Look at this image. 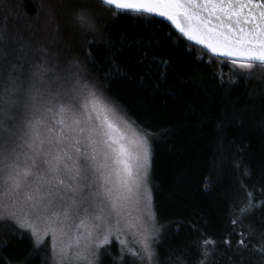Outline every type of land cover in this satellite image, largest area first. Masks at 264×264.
<instances>
[{
  "label": "snow or ice",
  "instance_id": "1",
  "mask_svg": "<svg viewBox=\"0 0 264 264\" xmlns=\"http://www.w3.org/2000/svg\"><path fill=\"white\" fill-rule=\"evenodd\" d=\"M95 2L114 20L133 13L138 20L160 17L170 39L188 42L185 49L195 63L218 66L211 74L218 88L208 91L218 92L212 102L219 101L222 114L206 149L210 162L201 183L208 191L232 167L230 227L216 236L206 221L192 220L193 240L161 251L170 226L153 212L148 187L155 132L132 120L111 95V78L123 75L119 67L105 72L91 52L81 60L62 47L65 11L64 28L82 34L89 47L96 38L106 39L99 24L107 18L97 14L93 0H53L42 20L0 0V264H31L36 258L41 264H72L73 258L80 264H254L253 254L264 264V172L257 195L256 173L242 159L233 161L240 150L229 135L234 123L257 115L264 120V75L254 76L264 67V0ZM226 67L228 78L222 74ZM253 79L260 87L245 92L248 98L239 106L232 90ZM97 101L105 106L103 117L88 107ZM109 104L112 115L122 113L129 128L135 125L131 135L120 117L110 118ZM133 210H139L145 227L130 245L121 239V217ZM58 234L74 241L69 245L74 255L63 247L56 251ZM24 235L31 251L7 255L8 239Z\"/></svg>",
  "mask_w": 264,
  "mask_h": 264
},
{
  "label": "trees",
  "instance_id": "2",
  "mask_svg": "<svg viewBox=\"0 0 264 264\" xmlns=\"http://www.w3.org/2000/svg\"><path fill=\"white\" fill-rule=\"evenodd\" d=\"M18 2L24 15L37 18L42 12L36 0ZM92 7L107 18L99 24L100 35L106 39L96 38L89 47L77 31L64 28V17L62 39L68 43L65 45L71 53L83 60L85 54L91 52L97 66L105 72L119 67L123 75L111 78V95L118 98L132 120L155 132L152 160L155 211L161 222L170 226L161 251L188 245L194 238L188 227L192 220L206 221L210 233L223 236L230 227L233 169L229 165L219 182L208 191L201 183L210 162L206 149L222 114L219 101L212 102L218 92L208 91L218 88L211 78L212 72L219 71L218 66L209 68L207 64L195 63L186 52L188 42L180 43L175 36L170 39L167 22L157 17L138 20L133 13L114 20L113 14L95 0ZM148 19L153 23H148ZM87 40L92 41L93 36H88ZM162 59L170 61L167 69L159 62ZM222 74L225 78L231 76L227 67ZM259 87L253 79L250 85L233 89V99H238L239 106H243L248 98L245 92L252 94ZM229 135L240 150L239 155H233V161L242 159L244 166H250L256 173L259 195L260 173L264 172V120L257 115L234 123ZM252 243L256 244V240ZM30 251L27 235L8 239L7 255L24 257ZM252 260L258 264L255 254ZM31 264H41L40 259H33Z\"/></svg>",
  "mask_w": 264,
  "mask_h": 264
},
{
  "label": "rangeland",
  "instance_id": "3",
  "mask_svg": "<svg viewBox=\"0 0 264 264\" xmlns=\"http://www.w3.org/2000/svg\"><path fill=\"white\" fill-rule=\"evenodd\" d=\"M18 1L19 0H11V7L16 9L18 12L21 13L20 2H18ZM36 1L38 2V8L42 11L41 14L38 15L37 18L42 20L44 17L45 11L49 7L50 2L48 0H36ZM96 12H97V14H100V12H98V11H96ZM63 17H64L63 21L66 22L68 20L67 11L64 12ZM61 23H62V20H61ZM68 28L73 29L72 27H68ZM80 35L83 36L82 34H80ZM89 36L91 37L92 35H89ZM62 41H63L62 47L64 49H68L67 45H65V43L66 44H68V43L65 42L63 39H62ZM73 55H75V54H73ZM80 59L83 60L81 57H80ZM261 75H264V67H260V68L256 69V71L254 73L255 77H259ZM254 80L257 81L256 79H254ZM88 107L93 110L94 116H96L98 114L99 117H103L105 115V106L103 103H101L99 101L96 102L94 108H93L92 103H89ZM111 107L112 106L109 104L108 105V115L110 116V118L113 120H117L118 117H120L118 122L126 130H128L129 134L131 135L132 128H135V125H133L132 128H129L128 124L125 123V118H123V114L117 113L116 115H112ZM68 116L70 117L71 114H68ZM150 143H151L152 160H153V140L150 141ZM148 187L152 189V197H153L154 185H153V181H152V167H151V170L149 172ZM152 209H153V212L156 214L154 197L152 199ZM81 219L85 220L86 225H89L91 223V221L88 220V218L84 217L83 215L81 216ZM121 222L124 225V233L121 235V239H127L130 245L135 244L136 241L141 238V234H142L144 227H145V225L141 219L139 210H133L131 212H125L124 215L121 217ZM77 223H78V221H77ZM82 231H83V229H82ZM72 235L73 236L76 235L75 230H73ZM48 239L51 242V238L49 237ZM73 243H74V241L72 239H70L68 237H60L58 234L57 239H56V251L59 252L60 248L63 247L65 250V254H69L71 252L74 255L75 249L74 248H72L71 250L69 249V245H71ZM72 264H80V262L76 261L75 258H73Z\"/></svg>",
  "mask_w": 264,
  "mask_h": 264
},
{
  "label": "water",
  "instance_id": "4",
  "mask_svg": "<svg viewBox=\"0 0 264 264\" xmlns=\"http://www.w3.org/2000/svg\"><path fill=\"white\" fill-rule=\"evenodd\" d=\"M157 18L161 19L160 17H157ZM161 20H162V19H161Z\"/></svg>",
  "mask_w": 264,
  "mask_h": 264
}]
</instances>
